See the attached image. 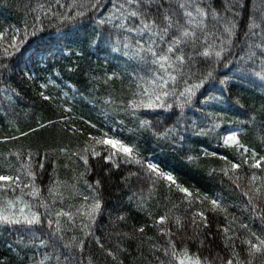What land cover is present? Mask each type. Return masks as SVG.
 Instances as JSON below:
<instances>
[{"label": "snow or ice", "instance_id": "obj_1", "mask_svg": "<svg viewBox=\"0 0 264 264\" xmlns=\"http://www.w3.org/2000/svg\"><path fill=\"white\" fill-rule=\"evenodd\" d=\"M17 7L23 26L0 30V121L13 117L0 135V233L10 241L0 264H264V104L232 102L230 91L264 89V0ZM113 53L123 63L109 70ZM77 73L95 117L77 115L64 91ZM16 76L40 101L25 126ZM230 102L245 119L220 107ZM150 143L220 191L182 182Z\"/></svg>", "mask_w": 264, "mask_h": 264}, {"label": "trees", "instance_id": "obj_2", "mask_svg": "<svg viewBox=\"0 0 264 264\" xmlns=\"http://www.w3.org/2000/svg\"><path fill=\"white\" fill-rule=\"evenodd\" d=\"M19 0H0V30L7 31L9 26L12 27H22L23 20H24V13L22 10L18 9L17 5ZM29 23L31 20L29 19ZM82 36H86V33H82ZM101 56L105 55V53H101ZM87 56V54H86ZM119 53L112 54V62L109 65V70L117 65L123 63V58L117 59L119 57ZM91 61L93 62V67H96L97 56L92 55L90 57ZM72 61H76V57H72ZM62 64H68V61H61ZM81 63H86V61H81ZM100 64H103L104 61L100 60ZM130 71V69H129ZM65 80L68 83V87L64 88V91L69 92V96L71 97L73 93H75V99L72 100V106L75 109V113L77 115H83L85 119L89 117L97 116V112L94 110V99L93 95L89 94V91L85 90L83 87V76L80 73L77 74H68L65 76ZM13 82L15 85L18 86V89L21 91V95L23 99L16 105V112L19 114V120L21 126H25L27 123L30 122L31 113L33 109L30 107L33 101H36V104L39 105L40 101L39 98L36 96L35 88L33 85L21 81L18 76L13 77ZM59 84V82H58ZM2 86V85H0ZM63 87V84L59 85ZM117 89L120 88V82L117 81L115 84ZM77 89L79 91H77ZM230 91L234 93L232 97V102H234L237 98L236 94L242 98L241 103H244L246 106L251 107L255 106L257 109L260 108L262 104H264V89L257 85H249V84H242L237 85L235 87L230 86ZM216 95H220V93H216ZM225 103L221 105V108L228 109L231 108V111L227 112V115L230 118L243 120L245 117L240 115L242 109H239L238 105L234 103ZM39 108L37 107V111ZM217 111L219 108L216 109ZM51 109H49L48 114L51 115ZM13 117H7L6 119H11ZM5 121H0V135H3L7 132V124ZM227 125H223L222 127H226ZM42 136H47L48 133H42ZM249 140L252 139V136L248 137ZM27 142V141H26ZM33 142H37L35 138H33ZM2 147V146H0ZM151 152H155L158 158L163 161L165 164L171 166L175 169V174L179 177L182 182H186V184L194 185L195 187L201 189L202 191L211 189L212 191L219 192L220 191V184L218 179L213 180L210 179L205 170L201 168H197L194 165L188 164L183 158L181 154H173L167 150L161 152L160 149L156 148L154 144H147L145 145ZM192 147L194 149H199L201 145L199 143H192ZM211 150V149H210ZM223 151V150H221ZM146 155L150 154L148 152L145 153ZM209 167H217L219 166L218 161L208 160L204 161ZM134 170V169H133ZM71 174L70 172L68 173ZM119 179V176L116 177ZM10 241L6 238V234L0 233V259H6L10 255L8 251V243ZM11 255H14L11 254Z\"/></svg>", "mask_w": 264, "mask_h": 264}]
</instances>
